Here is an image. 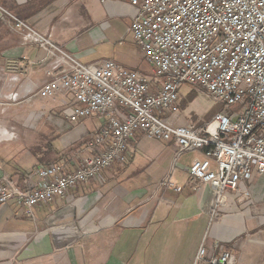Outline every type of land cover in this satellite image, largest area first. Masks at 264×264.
Listing matches in <instances>:
<instances>
[{
    "label": "built area",
    "instance_id": "1",
    "mask_svg": "<svg viewBox=\"0 0 264 264\" xmlns=\"http://www.w3.org/2000/svg\"><path fill=\"white\" fill-rule=\"evenodd\" d=\"M101 1L132 8L130 33L149 72L112 59L84 64L59 48L51 34L2 10V21L22 44L43 50L49 61L47 80L22 92L58 102L72 125L97 117L102 126L76 148L74 171L60 162L38 165L21 180L4 172L0 208L16 201L35 219L37 206L63 199L71 189L103 179L105 170L126 163L130 142L139 134L175 144L173 167L160 190L181 193L183 187L173 181L179 160L204 152L192 161L189 177L215 191L213 218L232 197L250 205L248 183L256 174L264 176V0ZM183 85L225 108L202 127L175 125L171 119L181 113ZM22 92L4 99L18 103ZM236 263L233 251L216 253L203 243L194 264Z\"/></svg>",
    "mask_w": 264,
    "mask_h": 264
},
{
    "label": "crops",
    "instance_id": "2",
    "mask_svg": "<svg viewBox=\"0 0 264 264\" xmlns=\"http://www.w3.org/2000/svg\"><path fill=\"white\" fill-rule=\"evenodd\" d=\"M2 10L86 60L94 55L79 48L96 46V30L104 34L100 26L105 19L124 18L131 24L133 10L101 0H0V176L7 172L21 180L38 165L60 162L74 171L78 159L73 149L89 141L102 121L96 117L90 126L69 124L68 111L58 102L22 92L47 80L49 61L43 50L22 44L2 21ZM117 62L139 72L149 69ZM14 92H22L20 102L4 99ZM171 120L189 123L181 113ZM10 132L16 137L10 138ZM175 151L173 142L139 134L130 142L126 163L105 170L103 179L71 189L63 199L37 206L35 219L10 201L0 208V264H194L203 243L216 253L233 251L236 264H264V176L256 174L248 183L252 205L232 197L213 218L215 191L189 177L192 161L204 152L179 160L173 181L183 187L181 193L159 189Z\"/></svg>",
    "mask_w": 264,
    "mask_h": 264
},
{
    "label": "rangeland",
    "instance_id": "3",
    "mask_svg": "<svg viewBox=\"0 0 264 264\" xmlns=\"http://www.w3.org/2000/svg\"><path fill=\"white\" fill-rule=\"evenodd\" d=\"M128 23L129 19L106 18L105 23L101 24L100 26L102 32L105 35L100 34L97 29L100 27H97L96 25V46L90 50L79 48V51H81L84 55L89 54L94 56L87 60L76 55L74 57L84 64L89 63V61L94 59H112L119 62L121 61V63H135L138 65H143L144 69L147 70L149 66L144 59L143 53L133 41L132 35L129 32V27L131 24ZM110 26L111 28L107 30ZM80 37L82 38V36H79V38L75 37V42L78 43ZM75 42L74 44H76ZM80 46L82 47V44H80ZM146 72H149V69ZM181 92L183 95L182 101L180 103L182 108L181 115L188 119V124H192L198 128L202 127L206 123L211 122L213 119L212 117L216 113L223 111L225 108V105L216 103L211 97L209 98L207 95L202 94L201 92H195L188 85H183L181 87ZM64 110L68 111L67 109ZM91 124H96V117H93L92 119L81 120L76 125L90 126ZM76 148L73 150H76Z\"/></svg>",
    "mask_w": 264,
    "mask_h": 264
}]
</instances>
